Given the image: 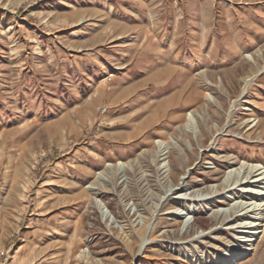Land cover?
<instances>
[{
	"label": "rangeland",
	"instance_id": "obj_1",
	"mask_svg": "<svg viewBox=\"0 0 264 264\" xmlns=\"http://www.w3.org/2000/svg\"><path fill=\"white\" fill-rule=\"evenodd\" d=\"M239 3L0 0V264H264L257 197L227 186L264 164V23Z\"/></svg>",
	"mask_w": 264,
	"mask_h": 264
},
{
	"label": "bare ground",
	"instance_id": "obj_2",
	"mask_svg": "<svg viewBox=\"0 0 264 264\" xmlns=\"http://www.w3.org/2000/svg\"><path fill=\"white\" fill-rule=\"evenodd\" d=\"M250 58L254 60V57L252 55L250 56ZM249 80H252V78H247L246 83H248ZM244 89H246V86ZM186 127L191 129H194L196 127V119L194 113H189V118ZM161 145L163 146L162 149V155H163L166 153L165 149L169 148V146L166 143H161ZM165 158L166 157H163L159 164L160 168L162 169H165L167 167V162L165 161ZM110 166L113 167L112 164H110ZM124 167H125V163L119 164L120 169L123 170ZM229 171H230L229 175L227 176V183H228L227 186L230 187V190L241 187V190L247 195H252L254 198L257 197L256 201L254 200V202L247 205V207H251L253 205V208H255L256 210L253 212V215H257L253 217L252 220L250 221L251 226H249L248 228L251 229V232L249 235H246L247 239L245 240L246 244H245L244 252H249L250 250L254 249V245H255L254 241H257L258 238L257 237V233L259 231L258 229L260 228L262 222L264 221V217L260 216L264 209V186H261L264 185V164L242 161L238 168H231ZM106 178H107L106 173L100 172L97 180L104 181ZM98 202L100 203L99 200ZM256 207L258 209H256ZM242 208L243 207L241 206V209ZM248 209L246 208L247 211ZM259 219L261 220L260 222H258ZM143 248H144V243L141 245L140 249L142 250Z\"/></svg>",
	"mask_w": 264,
	"mask_h": 264
},
{
	"label": "crops",
	"instance_id": "obj_3",
	"mask_svg": "<svg viewBox=\"0 0 264 264\" xmlns=\"http://www.w3.org/2000/svg\"><path fill=\"white\" fill-rule=\"evenodd\" d=\"M239 1H240L239 5L242 8L241 10L245 14V17H248L247 13H250L251 16H253V18H256V17L259 18V21H258L259 24L264 23V0H239ZM254 23H255V21H254ZM259 30L264 31V28H259ZM255 33L256 34H253L250 37V42H251L250 45L251 46H255L258 44V41L264 40V34L262 35L260 31L259 32L255 31ZM150 75L151 74H147L145 76V78H143V83H149L150 82V79H152ZM162 87H164V86H162ZM167 87H169V86L168 85L165 86V88H167ZM167 104H168V101H167L166 105L161 101L154 103V105H153L154 108H151L150 116H153L155 114L158 115L161 112L164 113L166 107L174 105L171 102H169V105H167ZM178 106L180 107V105H178Z\"/></svg>",
	"mask_w": 264,
	"mask_h": 264
},
{
	"label": "built area",
	"instance_id": "obj_4",
	"mask_svg": "<svg viewBox=\"0 0 264 264\" xmlns=\"http://www.w3.org/2000/svg\"><path fill=\"white\" fill-rule=\"evenodd\" d=\"M101 109H102L103 111H106L107 108H106V107H102Z\"/></svg>",
	"mask_w": 264,
	"mask_h": 264
}]
</instances>
